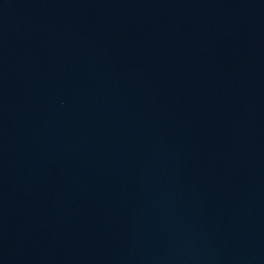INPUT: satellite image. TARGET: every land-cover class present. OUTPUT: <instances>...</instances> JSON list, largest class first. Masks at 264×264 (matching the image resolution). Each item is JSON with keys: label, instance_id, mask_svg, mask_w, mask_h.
<instances>
[{"label": "water", "instance_id": "95a60500", "mask_svg": "<svg viewBox=\"0 0 264 264\" xmlns=\"http://www.w3.org/2000/svg\"><path fill=\"white\" fill-rule=\"evenodd\" d=\"M0 264H264V0H56L0 75Z\"/></svg>", "mask_w": 264, "mask_h": 264}]
</instances>
